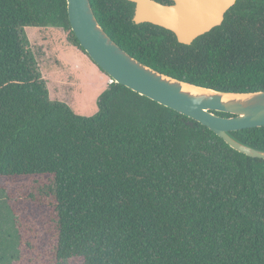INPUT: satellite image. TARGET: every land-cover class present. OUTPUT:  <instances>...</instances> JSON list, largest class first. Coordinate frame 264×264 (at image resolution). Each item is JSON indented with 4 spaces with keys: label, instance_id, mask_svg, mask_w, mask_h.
<instances>
[{
    "label": "trees",
    "instance_id": "16d2710c",
    "mask_svg": "<svg viewBox=\"0 0 264 264\" xmlns=\"http://www.w3.org/2000/svg\"><path fill=\"white\" fill-rule=\"evenodd\" d=\"M90 3L105 32L159 72L264 90V0H236L189 45L134 23L128 0ZM25 26L61 28L85 52L66 0H0V180L18 235L9 264H264V159L117 82L94 115L76 113L50 98ZM229 133L264 151V126Z\"/></svg>",
    "mask_w": 264,
    "mask_h": 264
},
{
    "label": "water",
    "instance_id": "95a60500",
    "mask_svg": "<svg viewBox=\"0 0 264 264\" xmlns=\"http://www.w3.org/2000/svg\"><path fill=\"white\" fill-rule=\"evenodd\" d=\"M70 26L80 46L104 73L141 95L207 126L235 150L264 159V151L235 139L229 132L264 126V90L227 92L194 85L141 62L121 48L102 28L90 0H66ZM132 21L170 30L179 43L218 26L236 0H128ZM215 112H225L222 116ZM192 124V122H191Z\"/></svg>",
    "mask_w": 264,
    "mask_h": 264
},
{
    "label": "rangeland",
    "instance_id": "374dc122",
    "mask_svg": "<svg viewBox=\"0 0 264 264\" xmlns=\"http://www.w3.org/2000/svg\"><path fill=\"white\" fill-rule=\"evenodd\" d=\"M24 32L49 86L50 98L66 102L78 114L94 115L108 75L72 45L61 28L25 26ZM2 188L0 180V264H9L18 253V235Z\"/></svg>",
    "mask_w": 264,
    "mask_h": 264
},
{
    "label": "built area",
    "instance_id": "2783aa9c",
    "mask_svg": "<svg viewBox=\"0 0 264 264\" xmlns=\"http://www.w3.org/2000/svg\"><path fill=\"white\" fill-rule=\"evenodd\" d=\"M107 80H108V84H109V83H112V82H115L114 79L111 78L110 76H108V79H107Z\"/></svg>",
    "mask_w": 264,
    "mask_h": 264
},
{
    "label": "flooded vegetation",
    "instance_id": "af4514ba",
    "mask_svg": "<svg viewBox=\"0 0 264 264\" xmlns=\"http://www.w3.org/2000/svg\"><path fill=\"white\" fill-rule=\"evenodd\" d=\"M171 3V2H170ZM170 3H168V4H170Z\"/></svg>",
    "mask_w": 264,
    "mask_h": 264
}]
</instances>
